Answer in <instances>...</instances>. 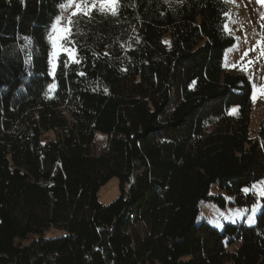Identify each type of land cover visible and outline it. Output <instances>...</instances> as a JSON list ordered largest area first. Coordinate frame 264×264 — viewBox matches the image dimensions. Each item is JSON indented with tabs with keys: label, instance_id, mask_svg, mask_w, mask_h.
<instances>
[{
	"label": "trees",
	"instance_id": "16d2710c",
	"mask_svg": "<svg viewBox=\"0 0 264 264\" xmlns=\"http://www.w3.org/2000/svg\"><path fill=\"white\" fill-rule=\"evenodd\" d=\"M70 1L0 0V264H264V197L254 226L197 223L200 201L225 204L213 185L251 207L242 188L264 177L250 82L224 64L228 4L119 0L115 16H73L79 62L58 58L50 76ZM112 178L119 195L102 205Z\"/></svg>",
	"mask_w": 264,
	"mask_h": 264
},
{
	"label": "rangeland",
	"instance_id": "374dc122",
	"mask_svg": "<svg viewBox=\"0 0 264 264\" xmlns=\"http://www.w3.org/2000/svg\"><path fill=\"white\" fill-rule=\"evenodd\" d=\"M229 8V16L226 24V30L234 37V44L225 51L224 64L228 72L233 74H244L247 76L251 85V112L249 121V134L251 137L257 135L260 126H264V0H224ZM87 4L91 8L92 0H71L66 7L61 9L58 27L67 28L69 19L73 17L72 13L76 11L75 4ZM96 10V9H92ZM83 17V12L80 13ZM51 35V32H50ZM257 41L260 42L257 45ZM59 46V40H58ZM63 51V47L59 46ZM247 53V55H245ZM51 60V56H50ZM51 69L55 65L52 60ZM253 86L256 88V99H252ZM105 139L101 136L96 137V143L104 144ZM257 187L253 189V184L246 186L249 188L247 194L256 197V202L251 207H239L230 205L229 197L217 191L216 186H212L209 194L222 196L224 206L209 200H202L199 203L197 223H206L212 228L221 231L226 224H240L245 226H254L256 216L261 209L259 190L264 188V177L256 182ZM245 188V187H244ZM243 189V188H242ZM242 194H246L241 191ZM119 195L118 180L110 179L98 191V201L102 205H108ZM255 208V212H253ZM252 216L253 221L249 223L248 217ZM62 234V232H59Z\"/></svg>",
	"mask_w": 264,
	"mask_h": 264
},
{
	"label": "snow or ice",
	"instance_id": "6c2138e0",
	"mask_svg": "<svg viewBox=\"0 0 264 264\" xmlns=\"http://www.w3.org/2000/svg\"><path fill=\"white\" fill-rule=\"evenodd\" d=\"M179 2H183V0H179ZM257 2L259 3L261 2V0H257ZM118 3H119V0H92L91 8H89L87 4L76 3L75 4L76 11H74L72 15L76 16L80 14L81 12H83L84 15H88L92 11V9H96L102 15L111 14L115 16L117 14ZM60 7L63 8V7H66V5L62 3ZM59 19H60L59 17H56L57 22L59 21ZM262 19H264V16H262ZM72 23L73 22L71 21V19H69V28H60L58 27V23L52 25L51 35H49V38H48L49 43L51 44V47H52V51L50 53L51 60L49 61V63H51L52 60H57L58 58H61L63 56L67 57L68 62H71V63L79 62L76 58V53L74 51V45H71L67 40V36L70 33V27ZM58 40H59V46L63 47V51L59 50ZM259 44L260 42L257 41V45ZM105 55H108V54L105 53ZM245 55H247V53H245ZM54 69H55V65H53V69H51L48 73L50 76L54 75ZM79 74L84 75V73H79ZM48 87L49 89H51V88H54L55 85L49 84ZM252 99L253 101H255L256 99L255 86H253V89H252ZM252 187L253 189L257 187L256 182L253 183ZM242 191H244L247 194L249 192V188L245 187L242 189ZM259 195L264 197V188L259 190ZM253 212H255V208H253ZM248 221L249 223L254 222L253 217L249 216Z\"/></svg>",
	"mask_w": 264,
	"mask_h": 264
}]
</instances>
